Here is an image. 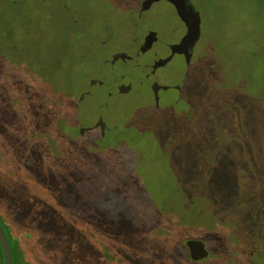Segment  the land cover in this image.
Listing matches in <instances>:
<instances>
[{
  "label": "rangeland",
  "instance_id": "rangeland-1",
  "mask_svg": "<svg viewBox=\"0 0 264 264\" xmlns=\"http://www.w3.org/2000/svg\"><path fill=\"white\" fill-rule=\"evenodd\" d=\"M17 6L0 0V10L24 9L40 32L36 43L19 44L23 50L0 49V198L19 206L49 195L63 215L46 235L49 245L39 244L33 255L43 264L61 262V235L85 220L120 264L167 251L160 244L168 236L172 245L161 264H245L237 224L256 213L264 188V102L241 105L245 131L221 140L209 176L202 171L211 125L206 109L196 117L194 107L227 91L225 55L232 44L253 49L264 34V0H18ZM196 10L200 35L182 100L140 117L174 91ZM132 65L138 71L118 88L105 85L98 93L93 80H111ZM88 91L99 101L94 93L87 101ZM216 111L220 116L222 106ZM118 122L102 136L103 125ZM66 126L69 136L78 127L85 134L60 145ZM202 227L210 230L201 234ZM181 240L204 242L208 258L194 259Z\"/></svg>",
  "mask_w": 264,
  "mask_h": 264
},
{
  "label": "trees",
  "instance_id": "trees-1",
  "mask_svg": "<svg viewBox=\"0 0 264 264\" xmlns=\"http://www.w3.org/2000/svg\"><path fill=\"white\" fill-rule=\"evenodd\" d=\"M10 3L12 6L18 7V0H10ZM21 6H28V4ZM9 9L10 7L0 10L1 51L12 52L14 46L17 51L20 48L22 49L19 44L25 45L27 48L30 44L36 43V39L39 37L38 33L40 32L36 23L29 20L25 15L24 9L20 12L16 11V13ZM251 43L254 46L253 49L240 47L239 51L236 45L232 44V46H229L227 54H224L227 63L228 82L224 84L227 91L220 98L224 100L221 102L222 104L219 103L220 99L217 98L209 105L202 106L199 104L196 108L194 107L196 117L200 115L204 108L206 109V115L211 125V130L208 131L207 135L210 141V151H208V155L206 156L208 162L206 163L205 159L203 162L204 166L207 164V170L203 169L204 171H202L207 176H209V171L211 172L219 159L221 140L224 141L228 135L231 140L233 137L238 136L239 132L245 131L244 125L242 126L243 120L240 114H238L241 105L250 103L252 106V104L264 102V34L255 38ZM261 62H263L262 65H260ZM63 64V60L57 62V65L53 68L54 71L49 75L50 80L53 77V73L57 69L60 70ZM46 82L50 84L49 81ZM50 92L55 91L51 89ZM87 93L88 97L86 100L88 101L92 92L88 91ZM183 95L181 92L180 100H182ZM81 105L78 102L75 104L78 109H80ZM219 105L222 106L220 116H218L216 111ZM77 114H80L79 110H77ZM82 117L79 116L78 118L82 120ZM105 126L109 125H103V127ZM110 132L111 130L108 129L104 134L102 133V136L107 137ZM76 134L81 136L85 133L78 127V132L74 131L73 135ZM73 135L69 136L66 126L63 129L62 135H60L61 141L59 140L60 143L58 144H72ZM256 175L259 174L256 173ZM199 179L203 180V175L198 178L197 182ZM259 194L260 199L257 197L255 204L253 203L256 213L250 214L245 221L237 224L241 228L242 238L246 243L247 254L244 257L245 264H264V188H259ZM51 195L53 196L54 194ZM57 206L58 204L49 200V195L44 199H34L33 201L23 199L22 202H19V206H13V202L6 197L0 198V223L7 230V234L11 239L18 240L22 237L13 246L12 253L15 264H43L40 258H36L33 253L39 244L40 247L46 243L49 245L52 236L46 237V235L51 230V227L56 226L57 219L63 216L58 213L59 206ZM92 227L97 229L92 222L88 224L84 220L70 235H61L63 249L66 251L65 249L69 247L67 249L68 252L64 253L63 251L61 262L56 263L51 260L47 264H120L122 260L118 252L111 249L107 241L99 235L98 231L94 232ZM206 230H210V228L202 227L199 233L204 234ZM177 234L178 232L176 231ZM168 238L169 236L160 244L166 247L167 251L164 250L159 255L145 259L141 264H161L159 260L164 257L166 252L168 253V247L172 245V241L166 243ZM181 241L180 243L185 245L189 250L186 240ZM59 256L61 257V252ZM3 259V251L0 244V264H4Z\"/></svg>",
  "mask_w": 264,
  "mask_h": 264
},
{
  "label": "water",
  "instance_id": "water-1",
  "mask_svg": "<svg viewBox=\"0 0 264 264\" xmlns=\"http://www.w3.org/2000/svg\"><path fill=\"white\" fill-rule=\"evenodd\" d=\"M199 21H200V18H199L198 12L196 10V11H194V15L192 18V23H191L194 31L186 34V32H187V30H186L184 33V35L186 34V41H185L186 46H185L184 53L182 55V60L180 63L181 66L179 67V69H180V72L178 73L179 77L178 78L176 77L177 80L174 78L175 80L173 81L174 91L171 93L166 92L167 94H164L158 102H156L155 104L148 107L140 115V117L146 116L147 114L155 111L157 108L172 105L173 103H175V99L180 98L181 92H182L183 80L185 78V74H186L185 72H186V69L188 67V64H189V61L191 58L192 49H193V46L195 45V40L198 38V34L200 35V27H199L200 22ZM144 25H146V21H145ZM135 71H136V69L131 70L130 72H128L126 74V77L130 78L131 75L135 74ZM162 73H163L162 74L163 76L166 74L165 71ZM122 80H123V78L117 83L118 87H119V84L122 82ZM117 85H115V87ZM119 123L120 122L113 123L109 126L103 127L102 133L104 134L106 132V130H108V129L112 130ZM21 238L22 237H20L18 240L11 239L7 234V230L0 223V244L2 247L3 255H4V264H15V262L13 260L12 250H13V246H15L16 243ZM189 250H190L191 256L197 260H202V259L209 256V251L207 250L205 243L202 241H198V240L191 241L189 243Z\"/></svg>",
  "mask_w": 264,
  "mask_h": 264
},
{
  "label": "flooded vegetation",
  "instance_id": "flooded-vegetation-1",
  "mask_svg": "<svg viewBox=\"0 0 264 264\" xmlns=\"http://www.w3.org/2000/svg\"><path fill=\"white\" fill-rule=\"evenodd\" d=\"M148 18V17H147ZM146 18V19H147ZM149 21V19H147V21H146V24H147V22ZM144 24H145V22H144ZM158 47V46H157ZM157 47H155L154 49H153V51H154V53H156L157 52V50H158V48ZM154 61V60H153ZM152 61V62H153ZM154 62H156V61H154ZM134 65H132L125 73H123L124 75H122L121 73L119 74V75H117L116 77H114V78H112L111 80H108V81H106V80H104V81H101V80H95L94 82H95V84L97 85V86H99L100 88H98L99 89V92L98 93H101V91H103L102 89H101V87L103 86V87H105V85H107L109 88H110V90H111V92L115 89V88H118V85H117V83L128 73V72H130L131 70H133V69H136L135 67H133ZM138 71V69H136V71L135 72H137ZM132 76V75H131ZM115 85H117L116 87H115ZM92 93H94L95 95H96V100L97 101H99V99H100V96H97L98 94L96 93V91L95 92H92ZM105 94V93H104ZM108 95V94H107ZM109 96H111V94L109 95ZM108 96V97H109ZM95 101V100H94ZM96 102V101H95ZM91 108H92V105H89V107H88V111L89 112H91Z\"/></svg>",
  "mask_w": 264,
  "mask_h": 264
}]
</instances>
